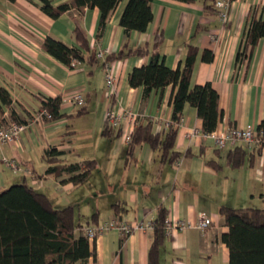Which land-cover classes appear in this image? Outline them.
I'll use <instances>...</instances> for the list:
<instances>
[{
    "label": "crops",
    "instance_id": "0c3cea01",
    "mask_svg": "<svg viewBox=\"0 0 264 264\" xmlns=\"http://www.w3.org/2000/svg\"><path fill=\"white\" fill-rule=\"evenodd\" d=\"M49 1L59 5L69 0ZM40 3L41 0H0V86L12 98L11 107L5 108L1 117L8 118L12 110L19 119L28 121L30 114L41 107L42 98L56 96L61 98L64 116L30 122L14 142L0 145V187L25 182L45 194L54 207L71 206L76 222L85 228L114 218L131 223L147 221L155 218L160 207L166 210V218L194 224L198 212L205 211L212 217L211 227L206 231L190 227L167 237L160 264H168L169 260L171 264H211L212 259L228 264V249L221 240V234L228 228L218 208L236 207L231 205L235 196L221 201L216 194L225 186L228 192L235 185L240 187L237 197L249 193L254 199L258 195L253 186L261 182L260 196L264 197V148L259 153L257 148L243 144L217 148L212 140L200 136L202 120L196 108L186 103L182 111L184 121L175 140V150L179 152L176 160H164L159 151L146 143L136 146L127 159L128 144L122 141V133L129 127L134 130L139 120L148 118L153 121L154 132L163 135L171 120L170 97L174 91L172 85H167L162 90H152L144 98L143 87H131L128 74L134 67L148 63L149 57L126 56L109 63L116 77L114 96L109 97L104 58L117 53L125 41L119 20L127 0H121L110 12L103 29L97 8H85L81 16L73 9L51 18L40 9ZM151 10L152 20L146 30L130 31L129 46L151 45L155 35L162 33L159 51L165 64L174 69L185 57L187 44H195L198 54L190 83L208 81L218 92L223 114L215 130L257 127L264 120V38L252 49L247 62L237 59V51L252 12L264 21V0H233L226 25L219 21L216 12L204 9L203 0H152ZM76 19L90 47L102 46L105 56L93 64L83 61L77 69H70L46 52L42 42L51 36L69 46L75 45ZM203 49L213 51L211 62L202 61ZM76 92L84 96L83 113L79 112L81 107L70 102ZM113 102L131 110L137 120L124 119L110 135H102L101 131L99 139H94L95 149L85 156L80 151L70 153L74 148L69 143L79 128L69 129V119L95 113L96 121L93 115L91 124L97 127L100 120L103 129L105 110ZM53 146L62 151L60 161L94 159L97 173L94 169L88 180L78 186L61 182L65 174L61 177L46 174L48 164L43 154ZM237 146L245 147L247 155L241 167L233 168L227 162V152ZM2 158L16 160L21 171L12 172ZM210 160L218 167L208 165ZM82 202L86 203L85 208ZM116 204L121 206L120 215L116 213ZM151 237L152 231L134 230L123 237L120 231L111 229L94 239L95 258L89 257L84 264H146Z\"/></svg>",
    "mask_w": 264,
    "mask_h": 264
},
{
    "label": "trees",
    "instance_id": "16d2710c",
    "mask_svg": "<svg viewBox=\"0 0 264 264\" xmlns=\"http://www.w3.org/2000/svg\"><path fill=\"white\" fill-rule=\"evenodd\" d=\"M12 1V0H11ZM121 0H69L53 5L49 0H41L40 9L57 18L70 10H76L79 16L85 8H97L100 12L99 25L103 29L110 12ZM191 1V0H184ZM233 1V0H232ZM152 0H127L120 16L119 23L126 34L125 41L117 53L106 55L104 64L120 60L126 56L149 57V62L134 67L128 74L131 87H143V97L146 98L152 90H162L167 85L173 86L170 97L172 106L171 120L164 134L155 133L153 121L148 118L139 120L132 132V138L127 146L129 159L136 146L148 144L159 151L164 160L173 162L179 157L175 150V140L178 132V122L186 103L196 108L198 117L202 120V131L212 132L222 118L219 107V94L210 82L191 85L192 68L198 54V47L188 43L185 57L178 62L176 68L165 64L164 55L159 51L163 34L157 33L151 45L130 47L128 35L135 30L144 32L152 20ZM215 0H203V7L209 12H216ZM75 45L69 46L61 40L46 36L42 48L60 62L69 65L73 58L93 64L99 58L97 50L90 47L88 38L82 30L78 19L73 29ZM264 38V21L255 13L250 15L243 40L237 51V59L247 62L252 49L258 41ZM213 51L203 49L201 59L211 62ZM12 98L9 92L0 86V124L27 123L19 119L15 111H10L9 117H1L5 108H10ZM61 98H42L41 109L48 112L56 120L64 116L60 109ZM85 112V106L79 108ZM264 136V120L257 125ZM113 127L106 121L102 135H110ZM262 147L257 148L259 153ZM62 151L51 147L43 154L48 166L45 173L61 177V182H71L78 186L88 180L96 167L94 159H80L76 162L60 161L58 156ZM247 151L243 146L234 147L227 152V162L233 168L241 167L246 159ZM207 164L217 168L218 164L207 161ZM119 205H115L117 214ZM218 214L227 226V231L221 234V240L228 249V264H264V207H231L221 205ZM121 218V217H119ZM166 210L160 207L153 219L154 226L148 248L146 264H160L161 250L167 237L164 233ZM86 228L77 223L73 208L66 206L56 208L49 198L37 192L25 182L14 183L8 187H0V264H82L89 257L95 258L94 240L85 235ZM127 235H123L125 237ZM178 264V263H175Z\"/></svg>",
    "mask_w": 264,
    "mask_h": 264
},
{
    "label": "built area",
    "instance_id": "2783aa9c",
    "mask_svg": "<svg viewBox=\"0 0 264 264\" xmlns=\"http://www.w3.org/2000/svg\"><path fill=\"white\" fill-rule=\"evenodd\" d=\"M232 0H215L214 6L216 8V15L223 25H226L230 21V7ZM97 56L98 58H104L105 49L97 45ZM82 61L73 58L70 61V64L67 65L70 69H77L81 65ZM105 65V81L108 88H110L108 95L109 97L114 96V87H115V75L113 73L112 67L109 63ZM70 102L73 106L82 107L85 104V99L82 92H76L70 99ZM113 102L105 110L104 120L113 128H117L122 125L124 119L127 118L131 122L137 120L136 114H134L129 109H124L120 105H114ZM51 115L46 112L41 107L30 114L29 120L27 123H10L8 125L0 124V145L10 144L14 142L20 133H22L28 126L30 122H44L49 119ZM184 118L180 116L178 125H182ZM133 128H128L122 133V141L126 144H129L132 138ZM200 136L208 138L213 141L214 145L219 149H225L229 146H236L238 144H243L248 148H264V136L258 130L256 126L247 125L246 127H229L221 130H214L209 133L203 131L199 132ZM2 163L9 168L12 172L17 173L21 171L20 166L17 161L9 158H2ZM212 217L208 215L205 211L198 212L197 220L194 224L186 221L184 219H170L166 218L164 224V233L166 235L172 236L173 233L177 231H184L187 228L194 227L201 231H206L212 225ZM154 222L153 219L147 221L138 220L136 222H128L123 219H110L104 221L99 226L87 227L85 230V235L90 240L96 239L98 235L107 232L111 229H117L123 235H128L134 230H143L151 231L153 229Z\"/></svg>",
    "mask_w": 264,
    "mask_h": 264
},
{
    "label": "rangeland",
    "instance_id": "374dc122",
    "mask_svg": "<svg viewBox=\"0 0 264 264\" xmlns=\"http://www.w3.org/2000/svg\"><path fill=\"white\" fill-rule=\"evenodd\" d=\"M93 115L95 116V121H96L95 113L90 114V116H85V115L76 116V115H74L73 118L69 119V127H68L69 129L79 128V129H77L76 133L73 134V136L71 138V142L69 143L74 148V150L70 153H74V152L76 153V151L77 152L80 151L81 154L83 156H85L84 154H89L91 152L90 150L95 149L96 143H95L94 139L95 138L99 139L98 137L102 131V127H101L100 120H99V125L97 127L91 124ZM90 126H92V127L89 130ZM93 142H94V145H93ZM95 170H96L95 172L97 173V169H95ZM239 180H237V181H239ZM229 181H231V179H229ZM88 183L89 182L84 184V187H86V189L88 187ZM235 187L236 186L233 185V189L228 190V192H225L228 189V187L226 188V186H225L223 188L224 191L222 190L218 195L216 194V198L220 199L222 201V199L227 200V198L231 199L232 196H235V199L231 200V202L234 201V203L231 204L232 206L254 207V208L264 207V197L260 196V189L263 187L261 182H255V184L253 186L254 190L255 191L257 190L256 191L257 193L256 192L255 193L258 195V196H255L254 199L249 197V193L245 194L243 196L237 197L236 193L239 192L240 187H238V186H237V188H235ZM85 206H86V203L82 202V208H85ZM76 209H77V207H76ZM85 220H86L85 217L81 216V221L85 222ZM164 258H166V255L163 256V259ZM211 261H212L211 264H227V262L226 263L222 262V261H220V259H212ZM168 264H171L170 260L168 261ZM207 264H210V262H208Z\"/></svg>",
    "mask_w": 264,
    "mask_h": 264
}]
</instances>
